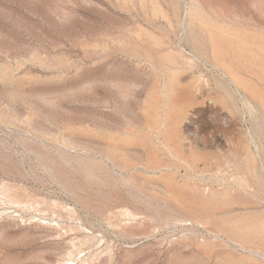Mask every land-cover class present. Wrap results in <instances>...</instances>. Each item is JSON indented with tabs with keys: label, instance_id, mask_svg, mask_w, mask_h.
<instances>
[{
	"label": "rangeland",
	"instance_id": "1",
	"mask_svg": "<svg viewBox=\"0 0 264 264\" xmlns=\"http://www.w3.org/2000/svg\"><path fill=\"white\" fill-rule=\"evenodd\" d=\"M196 1L264 38V0ZM192 3L0 0V264H264V52Z\"/></svg>",
	"mask_w": 264,
	"mask_h": 264
},
{
	"label": "bare ground",
	"instance_id": "2",
	"mask_svg": "<svg viewBox=\"0 0 264 264\" xmlns=\"http://www.w3.org/2000/svg\"><path fill=\"white\" fill-rule=\"evenodd\" d=\"M210 1V0H209ZM169 2V1H168ZM170 5V4H169ZM158 9V8H157ZM190 17L196 21H198L200 24L204 25L207 30L209 31V37H210V42H212L213 46H214V51L217 53L220 50H218V48H220V40H222V43H224L225 45H227L229 47V49H231V51L233 53H237L240 57H244L249 61V55H251L253 58L255 59H259L260 58V54H258V52H256L255 50H252V48L250 47L251 44H256L257 47L262 50L264 52V38L261 35H258L256 33H251L246 29H242V28H236V27H229V26H225L223 24H219L217 22L212 21L210 18H208V16L203 12L202 8L200 7V5L198 4V2L196 0H193L191 9H190ZM191 20V19H190ZM194 24V23H193ZM198 39V37H197ZM159 42V41H158ZM196 42V41H195ZM255 45V46H256ZM203 48V47H202ZM225 48V47H224ZM222 49V46L221 48ZM203 50V49H202ZM226 51H228V49H224ZM205 52V51H204ZM213 54V53H212ZM216 55V54H215ZM248 55V56H247ZM213 56V55H212ZM222 58V57H221ZM217 62L220 63V65H223L227 68L228 72L230 73L231 77L233 78V80L235 82H237L239 85H243L246 86V82L245 80H243L238 73L229 65L227 64L226 60H221L218 59V57L216 56L215 59ZM215 64V63H214ZM247 64V63H246ZM219 66V65H218ZM251 66H254L251 64ZM263 67V66H262ZM218 68V67H217ZM222 68H220L221 70ZM243 69V68H242ZM259 69V68H257ZM222 71V70H221ZM225 72V71H224ZM260 73V72H259ZM225 74V73H224ZM227 74V73H226ZM201 76V75H200ZM195 78V77H194ZM199 78V77H197ZM196 78V79H197ZM202 78V77H201ZM231 78V79H232ZM222 79V78H221ZM229 79V77H228ZM198 80V79H197ZM227 80V79H226ZM225 80V81H226ZM262 80V79H261ZM196 81V80H195ZM202 81V80H201ZM206 81V80H204ZM232 81V80H230ZM197 82V81H196ZM200 82V81H199ZM228 82V81H227ZM233 82V81H232ZM201 83V82H200ZM204 84V83H203ZM190 86V85H189ZM224 86V85H223ZM183 87V86H182ZM210 87V86H209ZM184 88V87H183ZM200 88V87H199ZM206 88V86H205ZM208 89V87H207ZM192 90V89H191ZM206 90V89H205ZM187 91V90H185ZM184 91V92H185ZM198 91V90H197ZM186 93V92H185ZM203 93V92H202ZM231 93V91H230ZM177 96V95H176ZM183 96V95H182ZM185 96V95H184ZM203 96V95H202ZM261 98V97H260ZM177 103V102H176ZM194 104V103H193ZM174 106V105H173ZM176 106V105H175ZM168 107V106H167ZM171 107V106H170ZM169 107V108H170ZM264 107V106H263ZM168 108V109H169ZM254 108V107H253ZM172 109V108H171ZM158 110V109H157ZM161 110V108H160ZM184 111V110H183ZM174 112V111H173ZM180 112V111H179ZM183 113V112H182ZM172 114V113H171ZM175 114V112L173 113ZM182 115H185L182 114ZM175 122V121H174ZM218 136V135H217ZM215 138V137H214ZM218 139V138H217ZM210 140V139H209ZM208 140V141H209ZM221 140V139H220ZM227 140V139H225ZM204 141V140H203ZM217 142V141H216ZM216 142L214 144H216ZM219 142V141H218ZM217 142V143H218ZM227 142V141H226ZM229 142V141H228ZM204 143V142H202ZM207 143V141H206ZM223 143V141H222ZM225 143V142H224ZM208 145V144H207ZM216 146V145H215ZM220 147V146H218ZM229 147V146H228ZM227 147V148H228ZM217 148V146H216ZM221 148V147H220ZM224 149V148H223ZM226 149V148H225ZM227 150V149H226ZM214 151V150H213ZM221 151V150H220ZM229 151V150H228ZM244 153V152H243ZM243 157V155L241 156ZM244 157L247 159H250V162L247 164L246 168L250 171H253L255 174L258 175L257 172V168L255 165V161L253 159V155L249 150H246V152L244 153ZM240 164V162L238 163ZM242 164V163H241ZM240 164V165H241ZM88 167V166H87ZM91 167V166H90ZM258 167V166H257ZM93 168V167H92ZM243 168V167H241ZM230 169V168H229ZM247 176V175H246ZM259 176V175H258ZM259 178V177H258ZM244 179V178H243ZM262 186V185H261ZM226 188V187H225ZM228 188V187H227ZM224 189V188H223ZM224 191V190H223ZM222 191V192H223ZM227 191V189H226ZM231 191V190H230ZM229 191V192H230ZM264 222V221H263ZM258 224V223H257ZM262 228V227H261ZM264 231V230H263ZM257 236V235H256ZM70 262V261H69ZM73 263V261H72ZM63 264V263H61ZM71 264V262H70Z\"/></svg>",
	"mask_w": 264,
	"mask_h": 264
}]
</instances>
